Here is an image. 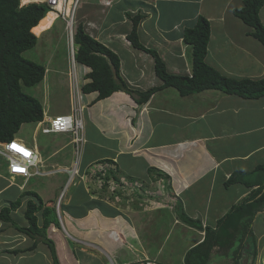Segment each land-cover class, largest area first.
<instances>
[{"label":"crops","instance_id":"1","mask_svg":"<svg viewBox=\"0 0 264 264\" xmlns=\"http://www.w3.org/2000/svg\"><path fill=\"white\" fill-rule=\"evenodd\" d=\"M243 1L81 0L78 23L118 56L121 79L138 92L162 85L152 57L127 41L130 17L138 15L139 42L157 52L168 74L191 76V46L183 42V32L203 17L209 23L206 65L227 79L257 81L264 78V45L252 36L253 28L233 14L243 7ZM259 18L264 27V4ZM77 67L78 84L88 82L84 78L88 69ZM96 98L97 93H90L80 99L86 123L95 134L92 138L84 129L78 165L83 177L74 178L61 192L58 181L47 188L42 179L56 174L67 177L60 170L73 163L72 147L61 148L69 149L70 159L58 157V150L49 152L40 140L16 134L34 147L47 174L34 176L41 179L30 188L33 177L8 183L0 171V197L11 189L16 193L0 202V211L6 208L9 218L7 222L0 219V264H53L43 239L34 240L20 232L28 228L24 217L28 201L50 210L46 239L53 244L58 264L123 263L143 258L184 264L187 251L203 241L204 229L215 230L252 190L240 183L228 187L224 183L234 173L252 172L264 165V96L244 99L209 89L182 97L175 88L166 87L142 106L135 101L138 97L123 92ZM63 137L66 135L58 134L55 139ZM96 163L106 166L101 173L105 174L102 187L95 179L99 177ZM110 171L116 180L110 176L106 180ZM131 196L140 201L134 210L122 203ZM35 216L41 229L42 210ZM182 216L203 230L184 224ZM263 217L264 209L250 225L256 241L254 264H264ZM260 219L262 229L255 231ZM168 246L171 252L166 251ZM245 246L238 251L239 264L251 263L247 255L250 245ZM229 253L214 247L207 263L220 264L224 258L230 262Z\"/></svg>","mask_w":264,"mask_h":264},{"label":"trees","instance_id":"2","mask_svg":"<svg viewBox=\"0 0 264 264\" xmlns=\"http://www.w3.org/2000/svg\"><path fill=\"white\" fill-rule=\"evenodd\" d=\"M263 4L264 0H244L243 7L233 12L244 24L253 28L252 36L262 45H264V27L260 21L259 12ZM48 11L45 4L33 3L21 7L20 0H0V142L10 141L23 124L35 123L43 119L41 103L36 98L25 94L23 87H34L42 82L45 68L27 60L23 54L36 46L37 37L49 29L56 20V14ZM140 19L139 15L130 17L132 28L127 35V41L133 49L143 51L152 57L154 73L162 85L144 92L132 90L119 75L118 56L90 37L85 32L84 26L79 23L74 34V60L78 66L88 69L84 76L88 82L81 85L82 94L97 93L96 100H102L112 93L123 92L131 97H138L135 101L140 106L146 104L153 94L166 87L175 88L182 97L209 89L220 90L244 99H257L264 96V78L257 81L227 79L206 65L204 58L209 38V23L205 18L198 17L194 27L185 29L183 32V42L191 46V76L168 74L157 52L145 48L139 42L137 27ZM109 176L116 180L112 171L106 175V180L110 178ZM234 183H240L252 190L246 198L230 209L215 230L208 227L204 229L203 241L187 251L184 264H207L214 247L221 250L232 249L233 256L236 255L239 258L238 251L244 249L246 244L250 245L247 250L251 259L250 264H254L256 241L250 225L256 213L264 209V165L257 166L252 172L234 173L224 186L228 187ZM40 210L43 214L41 230L46 229L50 224L48 218L50 210L42 209L41 203L35 205L28 201L24 214L28 228L20 229V232L29 237L40 234L35 216ZM0 219L9 221L6 208L0 211ZM181 219L184 224L203 230L200 224L192 222L187 217L182 216ZM47 244L52 263L58 264L53 244L50 242ZM234 264L239 263L234 261Z\"/></svg>","mask_w":264,"mask_h":264},{"label":"rangeland","instance_id":"3","mask_svg":"<svg viewBox=\"0 0 264 264\" xmlns=\"http://www.w3.org/2000/svg\"><path fill=\"white\" fill-rule=\"evenodd\" d=\"M80 1L81 0H79L78 2L80 3ZM24 2L27 3L25 0ZM30 3L40 4L38 2H30ZM70 4L71 2L69 3V5ZM79 5H77L75 11L70 12V15H69V7H68L67 13L65 14V18H64L65 20L60 17L56 19L51 25L52 28L50 27L49 29L43 31L39 35L36 46L33 49L26 51L23 54V57L26 58L27 60L40 64L44 66V68L46 69L44 80L34 87H28V88L23 87V92L27 94L28 96L36 98L41 103L43 110L45 111L47 109L48 111L47 115L67 113L68 110H70L71 105H72L71 94H70L71 81H72L71 74H73V76L75 75L74 73L75 67L73 68L72 66L73 62L71 59L72 50L70 48H71V43H72V37L69 34L70 31L69 30L67 31L66 29V22H68L71 32L72 31L74 32L76 29V25L81 19L80 18L81 13H80V10H78ZM82 11H84V8L81 9V12ZM76 71H78L79 73V68ZM81 85L82 83L78 84L79 91H80ZM79 95L81 96L80 98L82 99L83 96L81 95V92L79 93ZM86 119L87 117H86L85 109H84L83 111L84 129L87 131V134L89 133L88 135H90L93 138L95 136V134L93 133V128L91 124H89L88 122L86 123ZM35 132H36L35 128L32 124H24L21 126L17 135L23 136L31 141H34L36 138V140L41 141V144L43 146H46L47 148H49L48 149L49 152L58 150L59 152L58 157H61L63 155V156H66L67 159H70L71 154L69 152V149H65L61 151V148L63 147V145L65 147L66 146L69 147V142H68L70 140L69 136L63 137L61 139L59 138L55 139V137L58 135H42L41 132H37L38 133V137H37L35 135ZM88 148L93 150V148L91 147H88ZM42 151L43 150H41L40 152L41 154L43 153ZM46 153H47V150H45L44 156H46ZM66 178L67 177L65 175L56 174L55 176L43 178L42 180L46 182L47 188L54 187L55 182L58 181V185H57L58 189L61 186L58 192H61V189H63L64 186L66 185ZM40 179L41 178L33 177L30 180V183L28 184V186L30 188L33 187V184L39 181ZM15 180L17 182L21 181V179L19 180L18 178H16ZM2 183L3 182L0 180V185ZM14 191L15 189H11L10 192H8L6 195H3L2 197H0V202L5 196L9 197L11 195L16 194ZM130 191L131 189H127V193H131ZM136 201H137V198L131 196V197H127V200L123 201L122 203H129V205H126L125 207L127 209L134 210L136 209L134 207L136 206L138 207L140 204L139 200L137 202ZM53 217L55 220H57L56 219L57 217L55 216ZM258 228L262 229L261 219L260 221L259 220L257 221L254 230L256 231ZM45 230L46 229L44 230L40 229V234H37L38 236L33 235L32 237L34 238V240L39 241V238H40L41 240L43 239L44 242L49 243V241H47L46 239ZM32 237L30 238L32 239ZM229 250L231 253V256L229 257L231 261L229 262L226 258H224L225 262L220 261V264H234V261L238 262L239 258H237L236 255L233 256L234 251L232 249H229ZM166 251L171 252L169 246L166 248ZM175 253H177V251ZM2 262H5V261H2ZM242 264H244L243 261H242Z\"/></svg>","mask_w":264,"mask_h":264},{"label":"built area","instance_id":"4","mask_svg":"<svg viewBox=\"0 0 264 264\" xmlns=\"http://www.w3.org/2000/svg\"><path fill=\"white\" fill-rule=\"evenodd\" d=\"M46 4L50 7H55L58 3L68 2L69 0H45ZM78 0H74L72 4V10L76 8ZM60 3V4H61ZM75 82V80H74ZM79 91L76 84L72 83L71 86V112L69 115H56L53 117L46 118L45 121L41 122L40 132L44 135L58 134V133H68L71 137V145L73 146L74 161L70 168L63 169V172L67 174L66 186L74 183V178H82L78 172V165L81 157V150L84 140V124H83V111L84 106L81 105ZM45 115V114H44ZM0 167L2 162L6 165V176L5 179L9 183H14L15 179L18 177L28 180L34 176H43L47 174L45 170H42V161L40 156L35 152L33 147H29L21 141L11 140L7 143L0 144ZM98 166V167H97ZM98 168L99 177H95L97 182L102 186V179L104 175H101L104 167L101 164H96ZM101 175V176H100ZM59 205V201L56 207ZM108 264H164L156 259H137L131 262L117 263L110 260Z\"/></svg>","mask_w":264,"mask_h":264},{"label":"clouds","instance_id":"5","mask_svg":"<svg viewBox=\"0 0 264 264\" xmlns=\"http://www.w3.org/2000/svg\"><path fill=\"white\" fill-rule=\"evenodd\" d=\"M79 1V0H78ZM71 2V4L69 5V3ZM73 2H74V0H69L68 2L66 1V2H64V3H58V5H56L55 7H50V6H48V4H46V1L44 0V2H42V3H40V4H45L47 7H48V9H49V11H52V12H54L55 14H56V18L55 19H58L59 17L60 18H65V11L68 9V7H69V12H71V11H75V9L74 10H72L71 8H72V4H73ZM30 4H33V3H30ZM36 4V3H35ZM28 5V4H27ZM77 5H79V2H77ZM77 5H76V7H77ZM20 6L21 7H23V6H25V5H21L20 4ZM58 8H60L61 10H59ZM68 17V16H67ZM44 18V17H43ZM67 19V18H66ZM65 20V19H64ZM70 24H71V22H70ZM76 24H77V22H76ZM79 24V23H78ZM77 24V25H78ZM77 25H76V27H77ZM52 28V27H51ZM66 29H67V31L69 30L70 31V35H71V37H72V43H71V50H72V66H73V68H74V73H75V75L73 76V74H71V78H72V81H71V86H72V83L74 84H76V86H77V89H78V91H79V87H78V78H77V76H76V70L78 69V65L76 64V62H75V60H74V54H75V47H74V34H75V31L73 32H71V30H70V28H69V25H68V22H66ZM76 30V29H75ZM74 33V34H73ZM38 39V38H37ZM83 68H85V67H83ZM45 73H46V69H45ZM44 77H45V75H44ZM43 80H44V78H43ZM42 80V81H43ZM74 80H75V82H74ZM81 92V86H80V91H79V93ZM70 94H71V92H70ZM81 95L82 96H84V94H82V92H81ZM81 97V96H80ZM81 105L82 106H84V104L81 102ZM43 108V107H42ZM84 109H85V106H84ZM47 109L44 111L43 110V119H42V121H45L46 120V118H48L49 116L47 115ZM70 112H71V108H70V110H69V113L68 114H61V115H69L70 114ZM45 114V115H44ZM56 116V115H55ZM42 121H39V122H35V123H28V124H32L33 126H34V128H35V131H36V133L37 132H40V129H41V122ZM84 124V123H83ZM24 125V124H23ZM21 128V127H20ZM18 134V133H17ZM42 134V133H41ZM58 134H61V135H66V136H69L68 135V133H58ZM58 134H51V135H58ZM83 134H84V129H83ZM42 135H44V134H42ZM50 135V134H49ZM69 138H70V140H69V145L72 147V149H73V146L71 145V137L69 136ZM11 140H17V141H21L22 143H24L22 140H20V139H18V138H16V135L11 139ZM10 140V141H11ZM7 142H9V141H7ZM7 142H0V144H2V143H7ZM25 144V143H24ZM27 145V144H26ZM27 146H29V145H27ZM29 147H32V146H29ZM34 148V147H33ZM81 153H82V151H81ZM2 164V166L0 167V171H2L3 169H4V171H3V177H4V179H5V176H6V165L4 164V162H2L1 163ZM97 164V163H96ZM70 166H71V164H70ZM70 166L69 167H67V168H70ZM65 169V168H64ZM61 172H63V169L62 170H60ZM19 179L21 178V177H18ZM22 180H25L24 178H21ZM7 180V179H6ZM8 181V180H7ZM25 181H27V180H25ZM9 183V182H8ZM14 183H16V180L14 181ZM105 183L102 181V186L104 185ZM101 186V187H102ZM57 204V203H56ZM59 206V205H58ZM58 206L56 207V209L58 208Z\"/></svg>","mask_w":264,"mask_h":264},{"label":"bare ground","instance_id":"6","mask_svg":"<svg viewBox=\"0 0 264 264\" xmlns=\"http://www.w3.org/2000/svg\"><path fill=\"white\" fill-rule=\"evenodd\" d=\"M27 3H25L24 2V0H20V4L21 5H27V4H30V2H38V3H42V2H44V0H25ZM59 10H61L60 8H58ZM48 12H50V11H48ZM48 12H46V13H48ZM67 13V10L65 11V14ZM69 15H70V12H69ZM0 149H2L1 147H0Z\"/></svg>","mask_w":264,"mask_h":264}]
</instances>
